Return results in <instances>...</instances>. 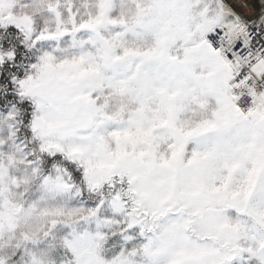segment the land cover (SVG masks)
I'll use <instances>...</instances> for the list:
<instances>
[{
	"label": "snow or ice",
	"instance_id": "6c2138e0",
	"mask_svg": "<svg viewBox=\"0 0 264 264\" xmlns=\"http://www.w3.org/2000/svg\"><path fill=\"white\" fill-rule=\"evenodd\" d=\"M0 264H264V0H0Z\"/></svg>",
	"mask_w": 264,
	"mask_h": 264
}]
</instances>
